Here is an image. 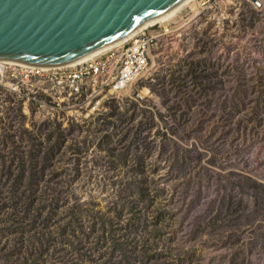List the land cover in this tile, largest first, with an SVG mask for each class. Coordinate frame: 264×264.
Here are the masks:
<instances>
[{
    "label": "rangeland",
    "instance_id": "374dc122",
    "mask_svg": "<svg viewBox=\"0 0 264 264\" xmlns=\"http://www.w3.org/2000/svg\"><path fill=\"white\" fill-rule=\"evenodd\" d=\"M159 25L94 112L0 87V264H264V0Z\"/></svg>",
    "mask_w": 264,
    "mask_h": 264
},
{
    "label": "water",
    "instance_id": "95a60500",
    "mask_svg": "<svg viewBox=\"0 0 264 264\" xmlns=\"http://www.w3.org/2000/svg\"><path fill=\"white\" fill-rule=\"evenodd\" d=\"M192 0H0V60L71 63L155 26Z\"/></svg>",
    "mask_w": 264,
    "mask_h": 264
},
{
    "label": "built area",
    "instance_id": "2783aa9c",
    "mask_svg": "<svg viewBox=\"0 0 264 264\" xmlns=\"http://www.w3.org/2000/svg\"><path fill=\"white\" fill-rule=\"evenodd\" d=\"M150 33L140 32L125 44L74 65L0 62V87L41 89L43 92L48 89L47 94L57 104H60L58 101L64 96L77 98L89 95L88 105L93 106L91 112H94L99 106L98 102L95 103V98L104 93L122 95L146 73L150 65L151 50L157 40Z\"/></svg>",
    "mask_w": 264,
    "mask_h": 264
},
{
    "label": "bare ground",
    "instance_id": "6f19581e",
    "mask_svg": "<svg viewBox=\"0 0 264 264\" xmlns=\"http://www.w3.org/2000/svg\"><path fill=\"white\" fill-rule=\"evenodd\" d=\"M175 15H176V13L173 14V15H171V17H169L168 19H166V20H164V21L156 24L155 26L144 27L140 31H138L137 33H135L134 35H132L131 37H129L128 39H126L125 41H123V42H121V43H119L117 45H114V46H112V47H110V48H108V49H106V50H104L102 52H99V53L95 54V55H92V56H90L88 58H85V59H83V60H81L79 62L91 60L92 58H95L96 56H98V55H100V54H102V53H104V52H106V51H108V50H110L112 48L119 47V46L125 44L127 41L131 40L134 36H136L140 32H147V31L148 32H151L153 30H156L160 26L159 24H165V23L170 22L174 18ZM0 62H8V61H2V60H0ZM79 62L61 63V64L60 63H53V62H50V63L46 62V63H36V64H29V65H46V66H53V65H74V64L79 63Z\"/></svg>",
    "mask_w": 264,
    "mask_h": 264
}]
</instances>
